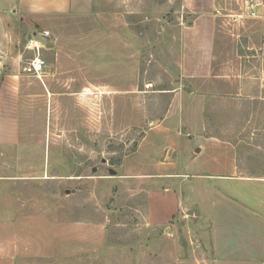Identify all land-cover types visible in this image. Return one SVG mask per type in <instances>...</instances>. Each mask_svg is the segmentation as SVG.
I'll return each instance as SVG.
<instances>
[{"label": "rangeland", "instance_id": "obj_1", "mask_svg": "<svg viewBox=\"0 0 264 264\" xmlns=\"http://www.w3.org/2000/svg\"><path fill=\"white\" fill-rule=\"evenodd\" d=\"M43 31L0 119V264H264V0H91L23 47Z\"/></svg>", "mask_w": 264, "mask_h": 264}, {"label": "crops", "instance_id": "obj_2", "mask_svg": "<svg viewBox=\"0 0 264 264\" xmlns=\"http://www.w3.org/2000/svg\"><path fill=\"white\" fill-rule=\"evenodd\" d=\"M85 1L81 8L52 10L42 7L39 4L40 0H15L11 9L14 13L12 16H9L6 7L0 9V119L13 124L17 121V105L20 102L26 71L22 63L23 35L33 32L42 17L57 13L86 12L91 0ZM0 2L2 4L4 1ZM16 15H19L18 20L14 17Z\"/></svg>", "mask_w": 264, "mask_h": 264}, {"label": "built area", "instance_id": "obj_3", "mask_svg": "<svg viewBox=\"0 0 264 264\" xmlns=\"http://www.w3.org/2000/svg\"><path fill=\"white\" fill-rule=\"evenodd\" d=\"M248 10L247 16L254 17L256 15L254 7L255 5L249 3H245ZM237 18L241 17L242 15H236ZM48 37V32L43 31L41 33L36 34V36H30L26 40L24 44V50L31 53V57L28 58L26 61L28 63V66L25 67L26 70L32 71L34 73L42 72L45 61L42 57V49L44 48V42L46 41Z\"/></svg>", "mask_w": 264, "mask_h": 264}]
</instances>
